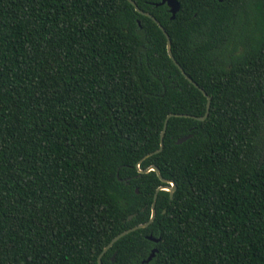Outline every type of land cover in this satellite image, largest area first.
<instances>
[{"label":"trees","instance_id":"obj_1","mask_svg":"<svg viewBox=\"0 0 264 264\" xmlns=\"http://www.w3.org/2000/svg\"><path fill=\"white\" fill-rule=\"evenodd\" d=\"M133 1L205 120L127 0H0V264H98L150 166L102 264H264V0Z\"/></svg>","mask_w":264,"mask_h":264},{"label":"water","instance_id":"obj_2","mask_svg":"<svg viewBox=\"0 0 264 264\" xmlns=\"http://www.w3.org/2000/svg\"><path fill=\"white\" fill-rule=\"evenodd\" d=\"M134 8H135V10L139 13V14H141V15H144V16H147V17H149L150 19H152L153 20V22H155L156 24H157V26L159 27V29L162 31V33L165 35V37H166V40H167V54H168V56L170 57V59L174 62V64L177 66V68L180 70V72L183 74V76L185 77V79L188 81V82H190L194 87H196L197 89H199L201 92H202V94L204 95V96H206V98H207V104H206V111H205V114L202 116V117H192V118H194V119H196V120H198V121H203V120H205L206 119V117H207V115H208V110H209V98H208V96L206 95V93H205V91L204 90H202L189 76H187L185 73H184V71L182 70V68L179 66V64L174 60V58H173V55H172V53H171V49H170V39H169V36H168V34H167V32L165 31V29H164V27L152 16V15H150L149 13H146V12H143L142 10H140L137 6H136V4H135V2L133 1V0H127ZM160 4L161 5H163V4H166L167 5V7H168V9H169V12H170V14H171V20H173L174 18H175V14L178 12V10H179V7H180V5H179V3H178V1L177 0H161V2H160ZM172 116H187V115H178V114H169V115H167L166 116V118H165V121H164V124H163V129H162V131H161V133H160V145H159V148H158V150H156L155 152H153V153H158V152H160L161 150H162V148H163V135H164V132H165V129H166V124H167V121H168V119L170 118V117H172ZM190 136L188 135V136H184V137H181V138H179L177 141H176V143L177 144H181L182 142H184L186 139H188ZM148 171H154L156 174H157V176L159 177V179L162 181V182H164V183H170V187H159V188H157L156 189V191H155V194H154V197H153V202H152V205H151V215H150V218H149V220L146 222V223H143V224H139V225H137V226H135V227H132V228H130V229H127V230H125V231H123V232H121L120 234H118V235H116L104 248H103V250L101 251V253L99 254V256H98V259H97V263L98 264H102L101 263V258H102V256L113 246V244L116 242V241H118L120 238H122L123 236H125V235H127V234H129V233H131V232H133V231H135V230H137V229H142V228H146V227H148L149 226V224H151V222L153 221V219H154V217H155V210H154V205H155V200H156V196H157V193H158V191H160V190H165V191H168L169 192V195H170V198L172 197V194H173V192H174V190H175V184L172 182V181H169V180H166V179H164V178H162L161 177V175L159 174V170H158V168L156 167V166H150L149 168H147V169H145V170H143V171H141L142 173H147ZM136 191V193H137V190H135ZM147 239L148 240H150V241H152V242H154V243H157L160 239L158 238V239H155V238H153L152 236H148L147 237ZM155 252H157V249H153L152 251H151V253H150V255L148 256V258L144 261L145 263H147L148 261H150V259L154 256V254H155ZM114 255L115 254H113V256H112V260L114 259Z\"/></svg>","mask_w":264,"mask_h":264}]
</instances>
